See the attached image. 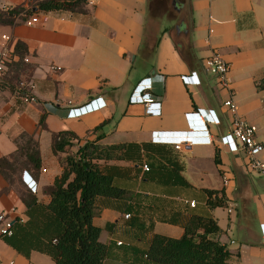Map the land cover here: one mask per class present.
I'll list each match as a JSON object with an SVG mask.
<instances>
[{"label":"crops","instance_id":"0c3cea01","mask_svg":"<svg viewBox=\"0 0 264 264\" xmlns=\"http://www.w3.org/2000/svg\"><path fill=\"white\" fill-rule=\"evenodd\" d=\"M88 1L86 14L45 12L34 6L37 11L33 14L15 16L13 24L0 23V46L4 34L12 37L13 50L17 42L24 44L34 98L25 101L0 77V159L17 152L22 134L39 143L42 158L38 173L19 169L12 175L14 183L37 202L47 204L50 196L45 189L61 174L59 158L64 156L53 154L52 133L72 130L81 138L80 145L100 136L97 144L128 148V158L99 163L114 167L115 177L130 191L126 199L114 200L113 206H101L93 219L102 229L101 242L109 246L104 264H159L147 256L152 235L181 237L188 217L205 208L203 189L222 188L229 199L226 208L232 207V212L234 207L236 221L243 228L240 246L231 249L224 237L227 231L219 225L222 233L217 239L232 253L229 263L264 264V180L246 165L244 152L233 153L221 143L233 120L223 106L228 93L203 67L204 59L214 52L231 64L229 76L238 113L257 126L264 114V89L257 87L264 78V0H163L162 8L172 9L175 17L162 14L171 25L164 33L159 26L154 44L153 35L147 37L152 0ZM18 6L30 8L25 0H0V10ZM33 16H38L39 22L27 24ZM14 56L18 61V55ZM139 56L142 59L137 67ZM54 65L61 69L52 70ZM194 71L200 85H186L181 77ZM143 79L148 80L147 85H139ZM147 92L161 102V115L147 114L138 101ZM98 97L103 98L99 104L107 103L105 108L79 118L67 116L70 108ZM199 109L214 110L220 123L202 127L204 116L192 121L186 117ZM43 116L44 128L40 124ZM189 129L194 130V137H211L212 143L185 141L177 149L174 141L152 139L154 131L171 132L159 136L174 137ZM204 131L209 134L200 133ZM256 136L264 144L258 126ZM138 152L142 162L155 169L153 175L142 168L137 172ZM260 157L264 160V151ZM25 173L36 180L31 186L37 187V192L24 182ZM217 175L222 186L215 185ZM224 177L231 178L227 185ZM192 200L197 201L196 208L187 202ZM215 209L211 212L218 222ZM11 210L14 218L28 220L19 192L0 170V212ZM0 264L55 261L39 250L26 257L0 234Z\"/></svg>","mask_w":264,"mask_h":264},{"label":"trees","instance_id":"16d2710c","mask_svg":"<svg viewBox=\"0 0 264 264\" xmlns=\"http://www.w3.org/2000/svg\"><path fill=\"white\" fill-rule=\"evenodd\" d=\"M162 4L163 0H152V18L160 16ZM34 6L45 12H89L88 0H42ZM34 6L29 9L18 6L6 11L0 10V23L13 24L15 16L21 13L25 17L33 14ZM13 54H17L19 59L10 64L9 70L1 78H4L5 85H9L12 91L23 97L31 89L26 90L20 86V75H25V81L29 82L31 65L26 61L28 53L22 42H17ZM257 87L264 89V78L257 82ZM40 124L43 128L46 127L44 116ZM101 138L98 136L95 141H86L75 155H66L65 160L63 157L59 158L63 170L45 189L50 196L47 204L37 202L35 196H29L15 186L12 176L23 168H29L33 173L41 170L40 146L32 136L22 134L17 152L0 159V170L9 184L16 187L26 205L28 216L27 221L19 216L13 219L12 235L1 234L13 248L26 257H29L32 250H39L48 254L55 264H104L109 246L101 242L102 229L93 223V219L101 206H113L114 200L126 199L130 191L115 177L114 167L108 168L99 163L100 160L107 162L128 158V148L126 145L97 144ZM80 141L81 138L72 130L53 132L52 152L65 156L68 148L73 147L75 142L80 144ZM128 147L135 148L136 145ZM136 155V164L139 166L136 168L137 172L142 168L147 175H153V166L142 162L141 152ZM215 161L220 163L218 152ZM144 165H148V171L144 170ZM246 165L248 166L247 162ZM182 180L186 182L183 178ZM203 193L205 208L188 217L183 224L184 234L181 237L173 238L157 233L152 235L147 248L150 260L159 264H230L232 253L217 239L222 229L211 212L217 207L228 206L225 188L203 189Z\"/></svg>","mask_w":264,"mask_h":264},{"label":"built area","instance_id":"2783aa9c","mask_svg":"<svg viewBox=\"0 0 264 264\" xmlns=\"http://www.w3.org/2000/svg\"><path fill=\"white\" fill-rule=\"evenodd\" d=\"M37 22H39L38 16H33L30 20L27 21V24L32 25ZM2 38L3 42L0 46V77L7 71L8 66L15 59V56L13 54L12 37L10 35L4 34ZM203 67L206 73L214 76L217 79L220 87L228 93V97L224 100L223 106L233 116V120L230 131L221 137V143L233 153H238L240 151L244 152L248 167L252 171H256L259 174L264 175V160L260 157L262 152L264 151V144L260 140H258L256 136L257 126L242 118L238 113V104L234 98L235 91L232 87V82L229 76L231 64L226 61L219 53L214 52L209 57H206L204 59ZM51 68L54 71H59L61 69V67L55 65ZM181 78L186 85H200L201 83V80L196 71L192 72L189 75H183ZM144 83L145 85H147L148 80L143 79L142 81H140L139 85H143ZM20 86L22 88H25L26 90H30L33 84L31 81L27 82L22 80L20 82ZM22 98L25 101L34 100L33 96L29 92L26 93ZM101 99L103 98L98 97L92 99L86 105H83L81 107L70 108L67 116L69 118H79L88 113L99 111L107 106V103L105 101L99 104V101H101ZM138 101L145 106L147 114L154 116H159L162 114L161 102L156 99L152 95V93L147 92L140 95ZM201 116H204V125H202V127H205V118H208L212 123H220V119L215 114L214 110H211L208 113L203 109H199L197 112L186 114V117L190 121H192L193 118H198ZM190 123L192 124V122ZM162 133L167 134L171 132L154 131L152 134L153 141H174L176 142L175 146L177 149H179L182 142L185 141L194 143H212L211 137L202 136L201 138H197L192 135V133L194 132H191L190 130L180 133L179 136L174 137L159 136L163 135ZM200 133L209 134L208 131ZM144 170H149L148 165H144ZM228 182V178L224 177V183L227 185ZM27 183L29 188L33 192H37V187L34 188V186H31L32 183L36 184V180L32 175H29V177H27ZM187 202H189L191 207H196L197 205V202L195 200ZM14 212V210L0 212V234H7L8 236L12 235L13 230L11 229V227L14 219ZM125 217L129 218L130 214H126ZM262 228L264 229V224L262 225ZM118 244L121 245L122 242H118Z\"/></svg>","mask_w":264,"mask_h":264},{"label":"rangeland","instance_id":"374dc122","mask_svg":"<svg viewBox=\"0 0 264 264\" xmlns=\"http://www.w3.org/2000/svg\"><path fill=\"white\" fill-rule=\"evenodd\" d=\"M26 3L31 7V6H34V5H37L39 4V2H41L42 0H25ZM96 1V0H94ZM149 6V4H148ZM91 9H93V7H91ZM169 8H162L160 11V16H158V18H151V20L149 21L148 23V31H147V37L148 35H153V38L154 40L152 41V43L154 44L155 43V39L158 35V32H159V26L161 28V33H164L166 31V28L168 26L171 25V22L168 21V19L165 17V18H162V14H167V16H169V18H172V17H175L173 16V11L172 9H169ZM150 10V9H149ZM168 11V12H167ZM161 17V18H160ZM157 25V23H159ZM149 42V40H148ZM140 59H142V57H138V62L136 63V66L138 67L139 64H140ZM26 76L25 75H20V81L22 80H26L25 79ZM263 106V104H261V107ZM259 107V106H258ZM257 107V109H258ZM260 110V109H258ZM257 111V110H256ZM260 120H258L257 122V126L259 128V132H262L264 133V114L261 115L260 114ZM77 126L78 128H80V125H75ZM83 145V144H81ZM78 142H75L74 146L73 147H70L68 148L67 150V154H65V156H63V159L65 160L66 158V155H70V156H73L76 154V152L78 151V148L81 146ZM254 176L255 177H258L259 179H262L264 180V175H261L259 174L258 172H254ZM229 178V181H231V178ZM216 186H222L221 182H220V178L219 176L217 175V183L215 184ZM17 187H19L17 184L15 185ZM232 208V207H230ZM230 208H226V207H220V208H216L215 209V216L216 218L218 219V223L219 225L224 228V230H226L227 232L224 234V237L226 240H228L229 242V247L231 249H237V247L240 246V243L242 242V236H243V228L241 226V224H238V222L236 221L238 219V212L234 209L233 207V211L230 212L229 209ZM230 226V227H229ZM231 239H234L236 241L235 244H231L230 243V240Z\"/></svg>","mask_w":264,"mask_h":264},{"label":"clouds","instance_id":"9594fccd","mask_svg":"<svg viewBox=\"0 0 264 264\" xmlns=\"http://www.w3.org/2000/svg\"><path fill=\"white\" fill-rule=\"evenodd\" d=\"M206 123H212L208 118H205V127H207V124ZM189 128L192 126L191 123L188 124ZM191 132H194V130L192 129H189ZM30 174L28 173H25L24 176H23V180L24 182L28 185L27 183V177H29Z\"/></svg>","mask_w":264,"mask_h":264},{"label":"water","instance_id":"95a60500","mask_svg":"<svg viewBox=\"0 0 264 264\" xmlns=\"http://www.w3.org/2000/svg\"><path fill=\"white\" fill-rule=\"evenodd\" d=\"M33 10H34V11H37V8H34ZM177 29L180 31V28H179V27H177Z\"/></svg>","mask_w":264,"mask_h":264}]
</instances>
